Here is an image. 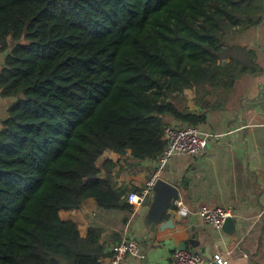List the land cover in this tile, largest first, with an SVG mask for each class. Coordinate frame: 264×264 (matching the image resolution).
I'll return each instance as SVG.
<instances>
[{
  "label": "trees",
  "instance_id": "obj_1",
  "mask_svg": "<svg viewBox=\"0 0 264 264\" xmlns=\"http://www.w3.org/2000/svg\"><path fill=\"white\" fill-rule=\"evenodd\" d=\"M263 19L264 0H0V264H101L103 229L60 211L131 210L100 157L159 161L167 125L206 123L258 69L235 36Z\"/></svg>",
  "mask_w": 264,
  "mask_h": 264
},
{
  "label": "crops",
  "instance_id": "obj_2",
  "mask_svg": "<svg viewBox=\"0 0 264 264\" xmlns=\"http://www.w3.org/2000/svg\"><path fill=\"white\" fill-rule=\"evenodd\" d=\"M235 41L255 52L258 69L238 80L222 107L208 110L206 123L199 127L212 135L202 152L175 154L162 169L159 161H139L130 152L106 150L100 157L99 164L106 159L117 163L115 180L124 196L141 190L157 172V178L174 181L181 205L174 204L166 215L165 220L173 219L170 227L147 224L148 202L134 213L103 209L90 197L79 208L60 211L64 220L78 224L83 236L91 226L103 229L101 241L110 255L101 264H111L114 246L125 233L138 241L139 255H128L122 264H173L180 245L206 256L224 253L229 264H264V19L238 33ZM185 94L191 109L201 110L193 101L194 90ZM10 102L0 96V122ZM203 205L232 209L236 230L221 232L205 223L197 214Z\"/></svg>",
  "mask_w": 264,
  "mask_h": 264
},
{
  "label": "built area",
  "instance_id": "obj_3",
  "mask_svg": "<svg viewBox=\"0 0 264 264\" xmlns=\"http://www.w3.org/2000/svg\"><path fill=\"white\" fill-rule=\"evenodd\" d=\"M210 135L212 134L202 131L196 125L184 127L174 124L167 125L164 133L167 147L159 158V168H164L175 154L193 155L202 152L206 146L207 137ZM157 175L158 172L141 190H133L127 194L126 199L131 204L134 213L148 202ZM175 204L181 205V201L177 199ZM180 211L182 214L187 213L183 208ZM197 214L205 223L222 232L226 219L233 217L234 211L222 206L203 205L197 210ZM128 255H139V244L135 238L125 233L114 246L111 264H122ZM173 264H229V258L220 252L206 256L189 249H177L173 255Z\"/></svg>",
  "mask_w": 264,
  "mask_h": 264
},
{
  "label": "water",
  "instance_id": "obj_4",
  "mask_svg": "<svg viewBox=\"0 0 264 264\" xmlns=\"http://www.w3.org/2000/svg\"><path fill=\"white\" fill-rule=\"evenodd\" d=\"M180 189L174 181H170L159 177L156 179L150 198L148 201L149 207L145 219L148 225L161 229L170 227L173 219L165 220L166 215H170L171 207L175 204L176 200L180 197ZM223 230L228 233H233L236 230V219L229 217L226 219ZM182 246H179V249ZM183 248H187L184 245Z\"/></svg>",
  "mask_w": 264,
  "mask_h": 264
},
{
  "label": "rangeland",
  "instance_id": "obj_5",
  "mask_svg": "<svg viewBox=\"0 0 264 264\" xmlns=\"http://www.w3.org/2000/svg\"><path fill=\"white\" fill-rule=\"evenodd\" d=\"M10 41H11V38H10ZM188 95V94H187ZM101 161V159L99 160V162Z\"/></svg>",
  "mask_w": 264,
  "mask_h": 264
}]
</instances>
